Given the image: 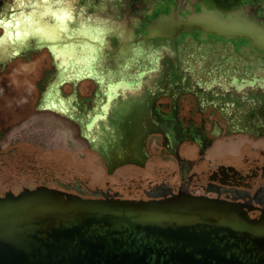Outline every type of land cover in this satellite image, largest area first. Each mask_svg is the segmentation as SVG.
<instances>
[{
  "label": "flooded vegetation",
  "instance_id": "1",
  "mask_svg": "<svg viewBox=\"0 0 264 264\" xmlns=\"http://www.w3.org/2000/svg\"><path fill=\"white\" fill-rule=\"evenodd\" d=\"M19 1L13 0L12 6L17 7ZM196 1L182 0L179 4V1L174 0L168 6L165 4L167 6L165 9L157 10L150 18L143 21V26L138 25L134 29L140 28L141 33L138 37L145 41H157L161 44V49L165 51L177 52L183 44L190 42L196 43L201 50L203 46L205 53L216 52L215 57L210 60L206 59L207 63L198 62L201 68L206 69L204 77L196 73L201 78L198 81L204 85L202 88L177 86L176 79L181 74L173 60L163 62L162 70L164 68L168 85L164 86L155 77L141 86L139 78L141 79L142 75H155L156 59L160 53L154 55L152 63L137 64L135 58L138 51L131 47L132 40L129 38L132 30L129 25L126 29L120 28L119 33L116 32L112 38V41L118 42L119 49H121L119 54H130L128 60H121V63L111 70L115 78L114 82L119 83L118 79H125L123 83L125 82L127 86L116 85L109 87L110 89L101 88L96 75H88V72L79 69L80 63L77 64L69 58V63L75 64L79 74L77 72L67 77L68 79L58 77L53 82V86L58 89L61 84L69 83L72 85L74 91L72 94L75 97L77 84L84 79L91 80L97 85L95 90L100 94L98 107L88 112L83 122H79L78 115L76 114L77 117H75L71 107L69 109L71 102L69 98L61 99L57 94V100L56 98L52 100L47 94L40 95L34 109L36 112H50L75 124L79 129V137L87 143L90 151L95 150L96 143L102 141L101 145H103L106 140V144L102 146L104 148L102 158L107 168H105L107 171L105 174L109 177L120 169L145 168L146 161L151 158L150 151L145 144V139L149 135L160 136L162 146L157 148L156 155L162 160L172 162L175 169L168 175H164L167 169L166 164L162 163L157 165L156 175L160 176L156 177L160 178L157 181L150 178V173L142 174V176L119 174L117 180L106 181L109 183L106 188L92 189L89 186L85 188V191H78L71 184L57 183L49 186L52 180L44 176L45 173H39L38 179H42L39 181L42 182L41 184L32 186L22 184L21 190L44 186L77 195L83 199L111 198L133 201L159 200L185 191L196 197L235 203L241 206L247 216L252 219H258L264 213V102L260 103L258 99L259 94L262 93L258 90L264 87L262 75L264 73V34L260 35L254 31L236 33L209 25L186 23L190 14H197L202 10ZM213 1L212 3L207 0L204 5L209 7L212 4L213 8L211 7L209 11L219 13L222 11L220 8L224 6L227 7L234 3L242 6V3L250 0ZM208 2L210 4H207ZM4 5L5 9L10 7L5 0H0V10ZM12 6L10 9L13 8ZM0 29L2 30L0 73L2 74L4 73L3 68L12 58L17 55L24 56L22 52H12L10 49L25 40L30 30L26 32L22 28L21 31L26 33L17 38V28L14 34H8V36H5L2 26ZM110 31L112 28L109 27ZM235 51L240 53L254 51L258 54H242L246 56L242 58L241 55L235 54ZM24 52L27 53L28 49ZM202 54L205 58L207 57L203 51ZM132 62L137 65L131 66ZM146 63L149 65L146 66ZM145 77L142 78L145 79ZM204 93L207 95H203ZM187 95L190 99L186 97ZM181 96L185 97L181 99ZM182 100L187 106L189 105L187 101L191 100L192 108L183 110ZM98 119L104 123L107 133H102V126L96 124ZM207 126L216 127V129L208 134L204 131V127ZM222 126L226 127L223 134H221ZM218 137L223 141L215 144L214 140ZM113 140H116L115 144L110 143ZM193 146L196 148L193 149ZM195 149L201 161L192 159L189 154H184L185 156L181 154L191 150L194 153ZM119 157L122 159H115ZM28 164L30 163H27L25 167ZM15 167L18 166L15 165ZM21 190L12 188L1 193L0 197L7 192L17 194Z\"/></svg>",
  "mask_w": 264,
  "mask_h": 264
},
{
  "label": "rangeland",
  "instance_id": "2",
  "mask_svg": "<svg viewBox=\"0 0 264 264\" xmlns=\"http://www.w3.org/2000/svg\"><path fill=\"white\" fill-rule=\"evenodd\" d=\"M173 1L20 0L18 6L13 7V0H5V3L13 8L10 9L8 7L5 9L6 6L4 5L0 10V26H4V18L16 23L15 20L19 17L23 21L28 17L35 16L41 19L46 29L50 28L54 36L42 37L38 33L30 31L26 39L17 43L15 48L16 51L22 52L21 54L24 56L17 55L12 58L3 68L2 72L4 73H0V134L2 138L0 140V194L12 188L21 190L22 184L31 186L41 184L42 182L39 181L42 179H38L39 173H45L44 176L53 181L49 182V186L57 183L71 184L78 191H85V188L89 186L92 189L96 187L104 189L109 185L106 181H109V179L117 180L120 176L119 174L142 176V174L150 173V178L157 181L160 179L156 178L160 177L156 175L157 165L162 163L166 164L167 169L164 175H168L175 169L172 162L162 160L156 155L158 153L157 148L162 146L160 136L149 135L150 137L148 136L145 139V144L150 151L151 158L146 161L145 168L120 169L109 177V175L105 174L107 168L104 166L105 160L102 158V153L104 152L102 146L106 144V140L103 145H101L102 141L94 145L96 151H90L87 143L79 137V129L75 124L50 112H36L34 110L40 95L45 96L47 94L49 98H56V100L57 94H59L61 99L66 100L69 98L71 100L69 109L71 107L73 114L78 115V117L77 115L75 117L79 119V122H83L85 115L93 111V108L98 107L100 94L99 91L95 90L97 85L92 83L91 80L84 79L77 84L75 97L72 94L74 91L71 84L63 83L58 89L53 86V82L58 77L69 78L78 72L75 64L69 63V58L72 61L77 59L89 60L87 66L79 69L88 72V75H96V80L101 88L107 87L110 89L114 85L127 86L125 82L123 83V80L126 81L125 79L116 78L119 83L123 84L114 82L115 78H113L111 70L115 69L117 64L121 63V60H128L130 54H119L121 49H119L118 42L112 41V38L116 32L119 33L120 28L124 27L126 29L129 25L132 30L129 38V40H132L131 47L132 49L136 48L138 51L135 58L137 64L152 63L154 55L160 53L156 59V69L152 68L156 71L155 75H142L143 78L147 77L145 79L139 78L141 86L155 77L164 86L168 85L163 71L164 68L162 70V67L164 66L163 62L173 60L181 74L177 76V86L185 88L197 86L202 88L204 85L200 84L198 79L201 78L196 73L204 77L206 69L201 68V64H198V62L204 61L207 63V60L215 57L216 52L205 53L203 46L201 50L196 43L190 42L183 44V47L177 52L165 51L161 49V44L157 41H145L138 37V34L141 33L140 28L134 29L135 26H143V21L146 18H150L157 10L165 9ZM177 1H179V4L182 3V0ZM205 1H196L202 9L197 14L203 11L213 12L209 11L213 8V5L208 2L207 4H210V8L205 7L207 6L204 5L206 4ZM210 1L214 2L213 0ZM216 1L220 2V0ZM62 8H66L69 15L63 23H57L54 13ZM220 9L224 12H242V19L244 17L250 19L260 28L257 34H264V0H250L242 3V6L234 3ZM197 14H190V17ZM38 18L34 19L35 22L38 21ZM52 27L53 29H51ZM109 27L112 28L110 32ZM1 34L2 30L0 29ZM39 40H47L48 45L41 48H33ZM26 49H28L27 53L24 52ZM117 49H119L118 53ZM87 50L88 53L90 51L89 54ZM202 51L204 55H207L206 58L203 56ZM235 54L245 58L246 56L242 54L252 55L258 53L254 51L247 53L235 51ZM137 64L132 62L131 66ZM145 65H149V63ZM262 75L264 77V73ZM258 91L262 92L258 96L260 103L264 102V87ZM203 95H207V93ZM184 97L181 96V99ZM186 97L190 99L189 95ZM82 98L83 101H81ZM187 103L189 104L188 106L186 102L181 101L183 110H188L187 108L189 107L190 109L192 108L191 100L187 101ZM96 124L102 126V133H107L103 122L98 119ZM215 129L216 127L212 126L204 127V131L208 134ZM83 130L86 131L84 127ZM225 131L226 127L222 126L221 134ZM220 141H223V139L218 137L214 140V143L218 144ZM115 142L116 140H113L110 143L115 144ZM194 148L196 146H193ZM162 151H165V149H162ZM191 151L182 152L181 154H183L182 156L189 154L192 159L195 158L197 161H201V157L199 159L197 156V149L194 150V153ZM115 159L120 160L122 158ZM27 163L30 164L25 167ZM15 165L18 167H15ZM50 176L52 177L50 178Z\"/></svg>",
  "mask_w": 264,
  "mask_h": 264
},
{
  "label": "water",
  "instance_id": "3",
  "mask_svg": "<svg viewBox=\"0 0 264 264\" xmlns=\"http://www.w3.org/2000/svg\"><path fill=\"white\" fill-rule=\"evenodd\" d=\"M241 16L203 11L186 23L260 31ZM4 20L8 36L21 17ZM0 264H264V213L252 219L235 203L185 191L133 201L25 188L0 197Z\"/></svg>",
  "mask_w": 264,
  "mask_h": 264
},
{
  "label": "bare ground",
  "instance_id": "4",
  "mask_svg": "<svg viewBox=\"0 0 264 264\" xmlns=\"http://www.w3.org/2000/svg\"><path fill=\"white\" fill-rule=\"evenodd\" d=\"M109 3V2H108ZM62 5V4H61ZM60 6V5H59ZM97 10H99V9H97ZM46 11V10H45ZM58 11V10H57ZM107 11V10H106ZM38 14V13H37ZM34 15V14H33ZM54 15H55V17H56V21H57V23H63L65 20H66V18H67V16L69 15L68 13H67V10H66V8L65 9H61L60 11H58V12H56V13H54ZM31 16H32V14H31ZM36 18H38V17H35V16H32V17H28L26 20H23V21H19V22H17V33H16V35H17V38H20V37H22L28 30H30L31 31V29H32V32L33 33H38L40 36H42V37H45V36H47V37H52V36H54L52 33H51V30H50V28H48V29H46V27L40 22V21H36L35 22V20L34 19H36ZM22 28H24L25 30H26V32H22L21 30H22ZM20 29V30H19ZM51 29H53V27L51 28ZM87 33V32H86ZM84 34V33H83ZM88 34V33H87ZM96 38H98V37H96ZM9 39V38H8ZM94 40H96V39H94ZM95 47V46H94ZM86 48V47H85ZM90 50V49H89ZM94 50V49H93ZM95 52V51H94ZM87 53H88V50H87ZM89 53H90V51H89ZM88 53V54H89ZM93 53V52H92ZM88 56V55H87ZM86 56V58H88ZM93 60V59H92ZM74 62H77V64H79L80 63V68H83V67H85V66H87L88 65V63H89V60H73ZM79 61V62H78ZM94 62V61H93ZM93 62H92V64H93ZM91 63V62H90ZM78 66V65H77ZM73 67V66H72ZM79 67V66H78ZM89 67V66H88ZM77 68V67H76ZM81 70H83V69H81ZM88 71V70H87ZM78 74H79V72H78ZM81 74V73H80ZM151 80V79H150ZM150 83V82H149ZM151 84V83H150ZM246 94V93H245ZM249 100V99H248ZM252 100V99H251ZM118 101V100H117ZM116 102V101H115ZM243 102V101H242ZM246 102V101H245ZM249 105V104H248ZM115 106H116V103H115ZM125 107V106H124ZM246 107V106H245ZM244 107V108H245ZM119 108H121V107H119ZM118 108V109H119ZM124 109V108H123ZM60 110V109H59ZM117 110V109H116ZM125 110V109H124ZM248 110V109H247ZM62 111V110H61ZM235 111V110H234ZM105 113V112H104ZM118 113V112H117ZM102 114H103V112H102ZM239 114H240V112H239ZM238 114V115H239ZM247 114V113H246ZM114 115H115V113H114ZM233 116V115H232ZM241 117V116H240ZM235 119V118H234ZM242 121H243V119H242ZM240 122V121H239ZM139 124H140V122H139ZM138 124V125H139ZM237 125H238V123H237ZM114 130V129H113ZM136 130V129H135ZM109 131V130H108ZM137 131V130H136ZM139 131V130H138ZM107 132V131H106ZM134 133V132H133ZM136 134V133H135ZM113 136V135H112ZM114 139V138H113ZM117 140V139H116ZM135 140V139H134ZM114 143V142H113ZM131 143V142H130ZM129 146H131V144L129 145ZM128 148V147H127ZM126 148V149H127ZM136 148V147H135ZM125 150V149H124ZM131 150V149H130ZM127 151V150H126ZM125 152V151H124ZM120 153V152H119ZM127 154H129V153H127ZM128 156V155H127Z\"/></svg>",
  "mask_w": 264,
  "mask_h": 264
}]
</instances>
